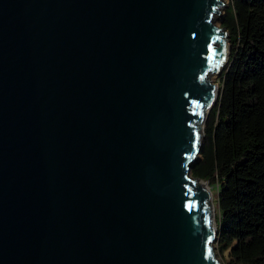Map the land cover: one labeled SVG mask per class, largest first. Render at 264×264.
I'll use <instances>...</instances> for the list:
<instances>
[{"label": "water", "instance_id": "obj_1", "mask_svg": "<svg viewBox=\"0 0 264 264\" xmlns=\"http://www.w3.org/2000/svg\"><path fill=\"white\" fill-rule=\"evenodd\" d=\"M224 6L0 0V264H221L191 170Z\"/></svg>", "mask_w": 264, "mask_h": 264}, {"label": "trees", "instance_id": "obj_2", "mask_svg": "<svg viewBox=\"0 0 264 264\" xmlns=\"http://www.w3.org/2000/svg\"><path fill=\"white\" fill-rule=\"evenodd\" d=\"M229 61L191 174L217 188L223 264H264V0H230Z\"/></svg>", "mask_w": 264, "mask_h": 264}, {"label": "rangeland", "instance_id": "obj_3", "mask_svg": "<svg viewBox=\"0 0 264 264\" xmlns=\"http://www.w3.org/2000/svg\"><path fill=\"white\" fill-rule=\"evenodd\" d=\"M224 1V3H225V6L222 8V10H221V14L220 15H218L217 17H216V24L219 26V27H221L222 28V23H223V20H224V17H225V14H226V12H225V10L228 8V6H229V4H230V0H223ZM226 40H229V37L228 38H226ZM228 42V41H227ZM229 55H230V53H229ZM225 66H226V64H225ZM225 66L223 67V69L225 68ZM223 69H222V71H223ZM221 71V72H222ZM221 72L220 73H215V74H212L211 76H210V79L211 80H213V83L215 84V85H217L218 87H219V81H220V76H221ZM205 125H206V123H205ZM201 126H203V128H204V124L203 125H201ZM204 130V129H203ZM211 191H212V193H213V203H214V205H215V217H216V220L218 219V217H219V214H218V210H217V206H216V203H215V201H216V196H217V188H213V187H211ZM215 252H216V255H217V258L219 259V262L221 263V264H223V259H222V257L220 256V253L218 252V250H217V246L215 245Z\"/></svg>", "mask_w": 264, "mask_h": 264}, {"label": "bare ground", "instance_id": "obj_4", "mask_svg": "<svg viewBox=\"0 0 264 264\" xmlns=\"http://www.w3.org/2000/svg\"><path fill=\"white\" fill-rule=\"evenodd\" d=\"M218 26V25H217ZM219 27V26H218ZM228 53H229V48H228V42L227 40L225 39L224 40V44H223V48H222V63H221V70H222V67L225 65L227 59H228ZM218 73V72H217ZM215 74V73H214ZM210 81L213 83V80L210 79ZM214 84V83H213ZM217 86V85H216ZM210 191V194H211V199H212V206H213V209H214V212H215V205L213 203V193L211 191V188L209 189ZM215 221H216V217H215Z\"/></svg>", "mask_w": 264, "mask_h": 264}]
</instances>
